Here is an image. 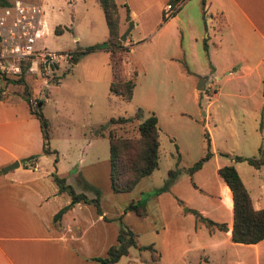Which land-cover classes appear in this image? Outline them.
I'll return each mask as SVG.
<instances>
[{
  "label": "crops",
  "instance_id": "1",
  "mask_svg": "<svg viewBox=\"0 0 264 264\" xmlns=\"http://www.w3.org/2000/svg\"><path fill=\"white\" fill-rule=\"evenodd\" d=\"M120 1L116 0L119 7L126 3L129 8L127 15L124 7V17L120 12L121 32H125L123 21H129L132 27L150 19L154 21V28L139 36L132 30L127 31L125 45L129 46L132 53L137 52L141 41L147 45L144 46L143 57L141 54L137 56L139 68L137 62L124 60L129 65L122 77L131 75L129 66H136V84L131 98L137 105L136 110L141 108L142 117L150 112L156 114L159 145L162 116L184 114V107L191 103L190 111L193 114L188 113L192 119L203 122V128L210 127V121L216 124L215 105L221 96L228 100V106H231V100L244 102L249 99L251 109L245 108L243 104L239 109L240 116H252L255 122L258 121V129L264 138V0H184L179 9L167 15L166 19H163L162 14L163 10L169 12L168 0ZM76 61L73 59V62ZM140 61L147 65L145 70ZM142 71L148 80L149 94L146 97L137 95L138 86H142L138 85L137 79ZM220 72L225 75L223 78ZM158 88L165 92L161 99L163 109L160 111L155 109L152 101L153 91ZM2 93L4 95L6 90H2ZM185 96L189 103L185 102ZM55 102L60 105V111H63L62 107L64 112L65 108H69L66 115L71 120V105L66 104L63 98ZM25 103L26 109L19 113H11L15 110L12 111L8 106L0 107V264H100L92 257L103 256L107 247L117 242V228L109 230L107 226L111 223L103 217L105 215L110 219L115 214H108L101 204L102 196L98 193L96 172L102 164V156L96 144L92 147L93 141L104 134L98 133L100 126L97 122L91 120L84 123L86 131L83 132V144L79 145L75 141V144L72 143V132L68 129L66 139L70 145L66 149L69 158L65 163L63 158L67 156L57 146H50L56 152H42L39 120L30 111L26 100ZM89 103L92 105L93 100ZM86 111L91 112L85 108ZM235 113L234 109H227L229 118H233ZM259 147L264 149V142L258 144ZM32 154H37V157L28 159ZM15 160L19 162L17 166L4 169ZM203 164L190 177L194 178L195 184L206 196L207 207L190 205L182 188V180L176 177L166 190L146 198L144 216L149 215L150 199L155 196L159 225L161 230H166L163 239L167 246L175 249L172 231L184 220L182 212L195 215V209L203 216L227 223V229H220L216 225L209 227L195 215L191 229L194 247L205 252L203 259L207 263L217 258V264H264V238L250 243L231 239L232 207L225 203L222 195L227 184L218 173L219 166L212 170L211 181L198 177ZM262 168L264 164L256 169L259 172ZM236 169L249 191L254 207L264 208V191L261 197L253 198L248 184ZM53 170L63 175L76 191L84 192L88 197L99 195L102 214L97 213L93 203L81 200L55 220L54 214L69 203L71 197L67 191H59L52 176ZM153 171L141 177L129 191L139 198L142 192L158 187L148 184ZM216 171L222 179L215 178ZM262 185L264 189V183ZM226 198L232 203L231 193ZM186 206L189 209L184 208ZM161 249L157 260L147 263L144 258L142 264H168L164 259L167 252Z\"/></svg>",
  "mask_w": 264,
  "mask_h": 264
},
{
  "label": "rangeland",
  "instance_id": "2",
  "mask_svg": "<svg viewBox=\"0 0 264 264\" xmlns=\"http://www.w3.org/2000/svg\"><path fill=\"white\" fill-rule=\"evenodd\" d=\"M33 1H42L44 4L48 28V31L42 34L38 43L44 45L47 49L58 52L70 51L73 55L69 61H63L58 67V70L52 74L39 76L31 72H25L24 82L12 81L4 85L0 81V107L8 106L12 111L15 110L11 113H19V111L25 110L26 103L21 94L23 86L26 83L30 91V104L34 106L38 99L43 100L41 109L43 114L50 119L51 124L49 130V145L61 148V152L67 157L63 158L60 154L58 156L63 158L65 163H67V159L69 158L68 149H66L70 145V142L66 139L68 129H71L72 132V143L75 144L77 142L79 145H82L83 132L86 131L84 123L90 122L91 120L97 122L99 126L106 123L105 126H102L105 135L99 136L94 140L92 147L94 144L98 146V153H101L103 160L96 172L97 186L99 188L98 193L102 196L101 204L106 208L108 214H115L114 217L107 218L111 223L107 228L111 230L112 227H115L118 233L120 222H123L137 234V243L139 245L152 244L156 248V253H161V248H164L163 250L167 252L166 256L164 254V259L168 261V264H199L200 262L202 264H217V258L213 262L210 261L207 263L203 259L205 252L194 247V235L191 229L195 215L191 214L192 212H182L183 217L185 216L183 218L184 220L179 222L180 226L172 231L176 244L175 249H172L170 245H166L163 239V236L166 235V230H161L159 225L160 218L155 196L150 199L149 215L138 216L131 210H127L129 211H126L127 214L123 213L124 207L128 202L136 200L138 195H134L133 191L110 192L109 141L107 136L110 132L113 135L123 137H136L138 135V123L140 119L133 118L127 122L108 121L112 116L133 115L136 112L137 105L132 98L125 99L118 94L110 92L109 85L113 74L108 61V52L105 49L97 48L89 52L81 51L86 46L100 43L107 37V24L103 9L98 0ZM119 2L121 1L119 0ZM120 6L119 12L124 17L125 6L123 3ZM123 23L125 26L124 30H132L136 36L143 34L155 26L152 19L135 27H132V23L129 21L127 23L123 21ZM56 25L67 27L64 28L63 32L56 33L54 31ZM120 40L125 45L126 35L124 39ZM145 45L147 44H143L141 41L135 53H132L130 50V52H117L116 62L118 61L117 66L121 78H123L122 74L124 69L129 65L128 63L126 65L124 62L125 59L126 62H137L136 66L139 68L140 64L138 63L137 56L139 57L141 54L143 57ZM119 58H121L120 61L118 60ZM73 59L78 60L73 62ZM140 62L145 70L147 65L143 61ZM129 67L132 72L133 67ZM149 67L151 66L149 65ZM144 73L143 71L140 72L137 79L138 85H142L138 86L137 95H145L144 97H146L149 94V90L147 89L148 80L145 77L146 73ZM220 74L222 78L225 76L221 72ZM57 80L59 82H56ZM215 82L217 83V80ZM218 82H221V80H218ZM2 90H6L4 95ZM164 94L165 92L160 91L159 88L153 91L152 101L157 111L163 109L161 99ZM88 96H90V100H93L92 105L89 103ZM62 98L73 109L71 120L66 115V111L69 108H65V112L64 107H62L63 111L58 110L60 105L55 100ZM136 98L139 99L140 96H136ZM185 99V102L189 103L187 96H185ZM230 102L231 106H228V100H224L222 96L216 101L215 112L217 120L216 124L210 121V127L206 125L207 127L203 128V122H195L192 119V116L188 113H191V103H189V106L184 107V114L176 115L175 113L172 117L162 116V118L160 115L162 125L158 166L151 174L148 184L155 186L162 185L164 179L167 177L168 169L175 168L176 155L179 154L180 171L177 178L182 180V188L187 196V201L193 206L201 205L207 207L206 196H203L204 193L195 184L194 178L190 177L187 170V167L192 165L206 150V137L204 134L206 129L209 131L213 154L203 164L197 176L211 181L212 170L215 166L220 167L224 164H234L248 184L253 198L259 197L261 192L264 191L262 187L264 183V168L258 172L246 160H236L234 156L258 155V144L264 142V138H262L260 129H258V121L255 122L252 116H246L244 118L240 116L239 109L242 108L240 106L245 104V108H250V100L245 99L244 102L242 100H231ZM85 108L91 112H84ZM229 108L236 111L233 118L227 116V109ZM193 110L195 111L196 109L193 107ZM11 113H8V115ZM175 141L178 142L176 143L178 152L175 148ZM215 178L222 179L217 174V171ZM230 193L228 186H224L222 190L223 200L231 208L232 203L226 198ZM139 198H141V194ZM142 198H145V196L142 195ZM262 198L264 203V194ZM121 214L122 219L120 220L119 216ZM190 217L193 218L190 219ZM129 249V253L123 255L115 264H142V259L144 258H146L147 263L154 260L152 258V250L149 248L139 249L136 246H132ZM104 255H106V252Z\"/></svg>",
  "mask_w": 264,
  "mask_h": 264
},
{
  "label": "trees",
  "instance_id": "3",
  "mask_svg": "<svg viewBox=\"0 0 264 264\" xmlns=\"http://www.w3.org/2000/svg\"><path fill=\"white\" fill-rule=\"evenodd\" d=\"M184 0H168V10L166 13L163 10V19H166L167 15L174 13L179 9ZM101 5L107 24V37L100 43L91 44L82 49V52H89L97 48H103L108 51L109 64L112 69L113 78L110 82L109 89L111 93L118 94L125 99H130L133 93L135 85V75L137 73L136 66L133 68L131 75L121 78L119 75V69L116 62L117 52L129 51V46L124 45L120 40V12L119 5L116 0H98ZM9 3V0H0V5ZM126 9L127 15L129 14V8L126 3L123 4ZM67 26L56 25L54 31L56 33L63 32ZM127 31H125V35ZM206 47V43L204 42ZM121 56V54H120ZM119 61L121 58L118 59ZM26 67V65H24ZM0 81L3 84L9 82H24V70L18 76L12 74H1ZM57 80L56 82H58ZM1 91V90H0ZM30 91L26 83L23 86L22 96L27 101L30 111L38 118L41 133H42V152L50 153L56 152V149H52L49 145V130L50 121L49 118L43 114L41 105L43 100H37L35 105L32 106L29 102ZM1 97V93H0ZM133 118H138V135L136 137H123L113 135L109 132V178L110 187L114 192H124L132 190L141 177L151 173L158 166L159 158V129L157 124V116L154 112H150L147 116L142 117V110L138 108L133 115H120L117 117H110L109 122H127ZM98 127V133H104L102 126ZM206 137V150L205 152L193 162L192 165L187 167L189 174L191 175L195 170L199 169L203 162L212 155L211 142L208 132H204ZM37 154H32L28 159L36 158ZM236 160H246L249 164L258 168L264 164V149L258 148V155L242 156L235 155ZM180 155L177 154L175 161V168H169L167 171V177L162 185L155 187L151 191L142 192L141 198L131 200L124 207L123 213L127 210H133L138 215L146 214L145 201L146 197L150 194L159 193L166 190L172 181H174L180 171L178 166ZM218 173L223 178L228 188L231 190L232 196V226H231V239L238 242H256L264 238V208H256L253 205L251 196L243 180L241 179L236 167L233 164H224L218 167ZM1 171V169H0ZM52 176L58 185L59 191H67L71 197L70 202L62 206L53 216L56 220L62 213L71 207L75 202L85 201L94 204L97 213L102 214V208L100 204L99 195L94 197H88L84 192L76 191L74 187L68 183L63 175H60L55 170L52 171ZM142 195L145 198H142ZM197 219L203 221L207 226L216 225L220 229H227V223L225 221L218 222L209 217L203 216L197 210H193ZM104 218L107 219L105 215ZM122 219V214L119 216ZM131 246H136L139 249L149 248L152 250V258L157 260L159 254L156 253L152 244L139 245L137 243V234L123 222H120L119 230L117 233V242L108 246L106 255L94 256V260L100 264H113L122 255L128 253V249ZM154 251V252H153Z\"/></svg>",
  "mask_w": 264,
  "mask_h": 264
},
{
  "label": "built area",
  "instance_id": "4",
  "mask_svg": "<svg viewBox=\"0 0 264 264\" xmlns=\"http://www.w3.org/2000/svg\"><path fill=\"white\" fill-rule=\"evenodd\" d=\"M45 13L42 1L10 0L0 5V75L18 76L23 70L52 74L72 58L70 51L58 52L38 43L48 31Z\"/></svg>",
  "mask_w": 264,
  "mask_h": 264
},
{
  "label": "water",
  "instance_id": "5",
  "mask_svg": "<svg viewBox=\"0 0 264 264\" xmlns=\"http://www.w3.org/2000/svg\"><path fill=\"white\" fill-rule=\"evenodd\" d=\"M125 38V33H121V35H120V39H124ZM75 61H76V59H75ZM200 81L202 82V84H203V81H202V79L200 78ZM202 86H198V88H201ZM19 164V162L17 161V160H15V161H13V162H11V163H9L7 166H5L4 167V169H8V168H11V167H14V166H17ZM186 209H189L188 207H185Z\"/></svg>",
  "mask_w": 264,
  "mask_h": 264
},
{
  "label": "bare ground",
  "instance_id": "6",
  "mask_svg": "<svg viewBox=\"0 0 264 264\" xmlns=\"http://www.w3.org/2000/svg\"><path fill=\"white\" fill-rule=\"evenodd\" d=\"M47 24V23H46Z\"/></svg>",
  "mask_w": 264,
  "mask_h": 264
}]
</instances>
